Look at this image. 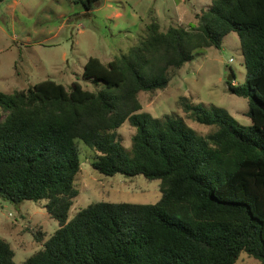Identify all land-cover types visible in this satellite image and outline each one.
Listing matches in <instances>:
<instances>
[{"label":"trees","instance_id":"trees-1","mask_svg":"<svg viewBox=\"0 0 264 264\" xmlns=\"http://www.w3.org/2000/svg\"><path fill=\"white\" fill-rule=\"evenodd\" d=\"M76 1L90 11L99 0ZM195 17V27L164 31L153 18L127 51L108 62L90 56L82 77L94 90L44 79L0 91V198L45 199L59 225L20 263L0 238V264H234L242 251L264 264V0H212ZM232 31L246 77L227 91L248 99L250 125L185 97L189 118L214 130L142 111L141 91L165 88L170 69ZM125 122L135 128L128 148L116 133ZM79 143L99 173L158 179L160 199L93 202L69 219Z\"/></svg>","mask_w":264,"mask_h":264},{"label":"rangeland","instance_id":"rangeland-1","mask_svg":"<svg viewBox=\"0 0 264 264\" xmlns=\"http://www.w3.org/2000/svg\"><path fill=\"white\" fill-rule=\"evenodd\" d=\"M212 0H99L86 11L76 0H17L13 8L0 3V91L11 93L44 79H52L69 88L73 82L89 90L96 86L82 77L90 56L103 62L113 59L137 44L144 28L155 18L161 30L169 26L195 27V13ZM232 83L245 81L246 69L238 36L229 32L220 48L214 46L194 51V57L177 69H170L168 85L156 91L138 94L142 111L153 117H182L197 133L205 135L212 125L192 121L179 104V98L218 106L238 124L248 126V99L227 91V77ZM233 76V75H232ZM135 128L128 122L117 130V137L130 147ZM80 170L74 179L78 190L69 209V219L93 202L156 203L161 196L158 179L143 175L107 176L90 163L91 151L82 143ZM45 199L24 200L13 204L0 198V238L14 250V261L22 262L40 249L58 222L47 213ZM234 264H262L240 252Z\"/></svg>","mask_w":264,"mask_h":264},{"label":"crops","instance_id":"crops-1","mask_svg":"<svg viewBox=\"0 0 264 264\" xmlns=\"http://www.w3.org/2000/svg\"><path fill=\"white\" fill-rule=\"evenodd\" d=\"M1 3H3V2H1ZM4 3L6 4L5 5V7L7 8H13L14 6H15V4L17 3V0H6V1H4ZM100 59V58H99ZM88 60V59H87ZM101 60V59H100ZM102 61V60H101ZM108 61H110V60H108ZM107 61V62H108ZM86 63V62H85ZM85 65V64H84Z\"/></svg>","mask_w":264,"mask_h":264},{"label":"water","instance_id":"water-1","mask_svg":"<svg viewBox=\"0 0 264 264\" xmlns=\"http://www.w3.org/2000/svg\"><path fill=\"white\" fill-rule=\"evenodd\" d=\"M233 76L231 74L228 75L227 81H232Z\"/></svg>","mask_w":264,"mask_h":264}]
</instances>
